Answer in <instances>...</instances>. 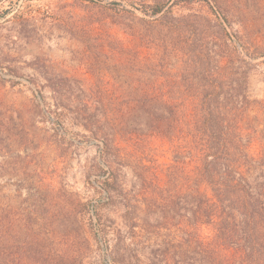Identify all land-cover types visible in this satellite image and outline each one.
I'll use <instances>...</instances> for the list:
<instances>
[{"label": "rangeland", "instance_id": "obj_1", "mask_svg": "<svg viewBox=\"0 0 264 264\" xmlns=\"http://www.w3.org/2000/svg\"><path fill=\"white\" fill-rule=\"evenodd\" d=\"M148 44H204L241 65L256 101L244 123L256 125L252 151L264 158V0H0L3 264H172L171 146L151 139L120 166L83 126L84 100L113 115L115 95L174 77L175 53ZM167 193L177 204L166 212Z\"/></svg>", "mask_w": 264, "mask_h": 264}, {"label": "trees", "instance_id": "obj_2", "mask_svg": "<svg viewBox=\"0 0 264 264\" xmlns=\"http://www.w3.org/2000/svg\"><path fill=\"white\" fill-rule=\"evenodd\" d=\"M162 9L155 4L150 15ZM148 45L155 55L175 53L174 77L160 84L137 83L132 94L115 95L113 115L93 112L84 100L83 126L102 141L101 152L115 148L120 166L151 139L171 146V167L180 171L177 244L169 241L167 247L172 264H264V158L252 151L256 125L244 123L256 103L248 94L245 69L224 62L204 44ZM54 101L66 107L62 97ZM174 180L169 173L167 185ZM117 189L121 193V185ZM160 201L166 212L177 204L170 193ZM121 205L126 233H135L137 222H130L135 217ZM3 254L0 248V264Z\"/></svg>", "mask_w": 264, "mask_h": 264}]
</instances>
